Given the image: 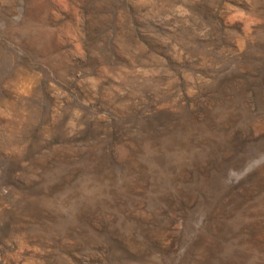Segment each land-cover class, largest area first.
<instances>
[{
  "label": "rangeland",
  "instance_id": "obj_1",
  "mask_svg": "<svg viewBox=\"0 0 264 264\" xmlns=\"http://www.w3.org/2000/svg\"><path fill=\"white\" fill-rule=\"evenodd\" d=\"M0 264H264V0H0Z\"/></svg>",
  "mask_w": 264,
  "mask_h": 264
}]
</instances>
